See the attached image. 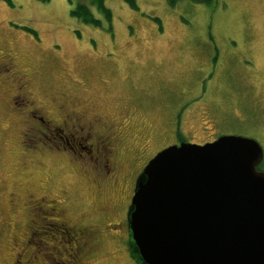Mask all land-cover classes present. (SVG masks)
Instances as JSON below:
<instances>
[{"label":"rangeland","instance_id":"374dc122","mask_svg":"<svg viewBox=\"0 0 264 264\" xmlns=\"http://www.w3.org/2000/svg\"><path fill=\"white\" fill-rule=\"evenodd\" d=\"M136 2L138 10L125 0H106L114 13L112 25L101 18L102 27H95L71 14L80 3L91 5L89 0H0V51L17 53L37 98L49 102L67 83L79 90L77 101L83 102V112L111 116L124 108L132 111L149 129V151L154 153L176 143L178 125L189 142L236 135L258 141L264 150V0ZM3 112L0 264H12L17 258L12 256L13 238L32 242L22 264H135L127 241L113 233L98 235L101 229L94 224L103 221L97 213L102 197L92 182L86 184L83 176L74 173V164L70 167L57 158L49 167L47 191L67 187L68 218L78 226H91L96 233L87 237L78 260L72 259L75 254L70 250L75 242L60 239L58 228L38 229L35 223L31 227L30 220L37 222L33 216L19 219L22 228L31 229L14 228L9 193L19 174V125ZM82 144L89 147L87 142ZM66 154L71 160L75 157ZM83 156L74 163L92 181L93 164ZM261 167L264 171V160ZM29 172L27 186L39 184L38 169ZM121 216L118 209L116 223ZM112 229L124 236L121 229Z\"/></svg>","mask_w":264,"mask_h":264},{"label":"flooded vegetation","instance_id":"af4514ba","mask_svg":"<svg viewBox=\"0 0 264 264\" xmlns=\"http://www.w3.org/2000/svg\"><path fill=\"white\" fill-rule=\"evenodd\" d=\"M78 92L79 90L63 83L49 102L37 98L30 75L25 69V64H20L17 53L12 49L0 51V94H2L0 115L4 114L3 110H5V114L15 126L19 125L17 135L19 174L9 193V210L14 219V228L19 232L31 229L27 225L22 228L19 221L20 218L28 216L37 218V222L30 220L31 227L35 223L38 229H50L48 225L58 228L60 239L67 244L70 241L75 242L74 248L70 250L75 254L74 257L72 255V259L77 257L79 260L80 249H84L88 244L87 237L91 233L95 234L96 231L91 226L73 224L68 218L66 205L70 191L67 187H61L51 194L47 191L51 179L49 167L56 163L53 159L57 158L70 167L74 164L76 168L74 173L77 177L80 174L86 184L92 182V188L102 197V206L97 213L103 217V221L94 224L101 229L98 235L113 233L115 238L130 244L128 211L137 179L146 165L169 146L180 145L182 142L202 145L214 142L216 139L205 143L181 141V137H185V134L183 130L180 131L178 125L176 141H174L176 143H168L154 153L152 150L149 151L151 133L148 128L145 129L143 122L136 118L135 113L126 108L116 111V114L113 113L111 116L95 111L83 112V102L77 101ZM97 130L102 131L96 132ZM71 142L72 146H70ZM83 142L89 143V147H83ZM67 151L75 155L73 160L69 159ZM84 153L93 164L92 181L87 180L82 171L81 174L79 165L75 164L77 159H84ZM31 168L38 169L41 180L39 184L28 187L27 184L32 177L28 180ZM41 192L44 194L40 195ZM125 199H128L127 203L122 205ZM118 209L121 210L123 219L116 223ZM112 227L121 229L124 236L116 235L117 230L113 232ZM10 241L12 256H17L12 264H22L21 260L28 253L32 242L14 238ZM33 257L36 261L37 257ZM68 257L69 262L71 256ZM133 261L139 264L134 258ZM28 263L30 261L26 264ZM76 264H84V262L77 261Z\"/></svg>","mask_w":264,"mask_h":264},{"label":"water","instance_id":"95a60500","mask_svg":"<svg viewBox=\"0 0 264 264\" xmlns=\"http://www.w3.org/2000/svg\"><path fill=\"white\" fill-rule=\"evenodd\" d=\"M261 144L224 135L159 152L136 182L128 211L139 264H264Z\"/></svg>","mask_w":264,"mask_h":264},{"label":"trees","instance_id":"16d2710c","mask_svg":"<svg viewBox=\"0 0 264 264\" xmlns=\"http://www.w3.org/2000/svg\"><path fill=\"white\" fill-rule=\"evenodd\" d=\"M91 5L80 3L72 10L71 14L84 24L92 25L95 27H102L104 18L108 22L109 27L112 25L114 17L113 10L107 5L106 0H89ZM172 5H175L178 0H170ZM202 1V0H201ZM127 4L133 9L138 10L139 6L136 0H125ZM94 8V11L92 10ZM98 14V15H97ZM156 21H160L159 18ZM181 141H185L184 137H181ZM184 143V142H182ZM188 143V142H185ZM260 171H263L261 165L258 167Z\"/></svg>","mask_w":264,"mask_h":264}]
</instances>
